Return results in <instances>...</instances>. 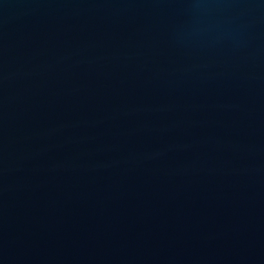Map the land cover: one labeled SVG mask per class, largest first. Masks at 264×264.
Instances as JSON below:
<instances>
[{"label": "water", "instance_id": "obj_1", "mask_svg": "<svg viewBox=\"0 0 264 264\" xmlns=\"http://www.w3.org/2000/svg\"><path fill=\"white\" fill-rule=\"evenodd\" d=\"M0 264H264V0H0Z\"/></svg>", "mask_w": 264, "mask_h": 264}]
</instances>
